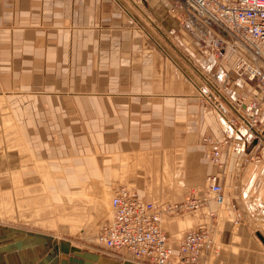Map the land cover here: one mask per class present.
Returning <instances> with one entry per match:
<instances>
[{
  "label": "crops",
  "instance_id": "obj_1",
  "mask_svg": "<svg viewBox=\"0 0 264 264\" xmlns=\"http://www.w3.org/2000/svg\"><path fill=\"white\" fill-rule=\"evenodd\" d=\"M134 1L136 2V0ZM145 2L149 6L146 8L147 14L152 16V13L155 12V5H151L146 0ZM154 2L157 4L155 7L160 6L161 9L157 10L160 12L157 16L163 15L161 11L167 8L169 1L155 0ZM149 9L153 12H150ZM135 10L139 11L130 0H0V98L8 100L13 94L27 93L25 90H13L16 86L20 88L26 85L23 81L25 77L33 79L56 78L58 76L57 63L62 62L65 63L64 77H88L90 70L94 71L95 68L97 77L114 79V84H108V86L102 84V88L99 85L95 91L81 88L73 93L84 96L97 94L110 99L112 109L119 111L120 117L114 112L112 128L109 129V132L102 134L97 132L96 138H92V140L119 143V147L125 151L124 154H128V158H132V161L134 160L132 149H134L135 141H139V144L142 140L160 141L163 144L162 149L165 148L164 143L166 142H169V148L173 146L182 150H187L191 145H194L190 154L200 158L203 151L199 141L203 132H208L212 138L219 140L224 137L226 130L231 133L232 137L245 138V152L257 154L260 160L258 163L249 164L242 172L237 170L238 153L241 152L226 153L223 151L222 160L226 165L225 173L228 165L230 172L228 175L224 173L222 182V184L224 183L223 192L227 191L224 205H218L212 201L213 206L217 207V211L214 213L211 211L210 214H208L209 210L203 211V221L199 223L193 221L195 224L190 226L185 224V227L182 226L183 223L181 224L180 220H175L174 228L170 223V220L176 215L177 218L183 216L181 211L162 212V228L169 242L176 247L189 229L205 227L206 222L212 219L211 226L213 227L211 229L213 228V240L216 247L215 257L221 254L220 259L216 258L217 264H264V249L252 235V233H256V235L259 233L256 232L255 225L261 224L262 234H260L264 237V112L261 115L258 128L261 134L257 135L256 143L253 135L245 131L244 125L246 126V124L229 123L223 117V115L229 119L236 117L234 108L226 103L225 106L223 102H218L215 106V102L211 101L210 104L219 115L215 125L213 123L207 125L200 109L197 113L180 119L178 124L173 120L171 123L172 133L167 131L171 135H168L163 128L157 135L158 138L153 135L146 139L135 138L134 110H140L142 103H154L155 99L159 98L162 110L166 107L169 110L186 111V109H193L196 106V103L190 102L193 97H196L193 94L197 92L202 95L201 92L207 90L204 89L203 82L196 75L188 72L185 65L187 62L179 61L181 56L178 53L177 55L180 57L176 59L161 40L156 37L144 38L142 36L137 25L139 20ZM139 16L147 19L141 11H139ZM155 16L153 13L154 18ZM167 17H169L168 11ZM148 18L152 22L151 18ZM164 19L165 16H162L157 22L166 31L170 30L169 27L178 32L180 30L178 27L182 28L180 22L173 21L176 18H171L172 22L164 21ZM175 26H177L176 29ZM134 31L138 32L140 37H134L132 33ZM173 38L185 50L188 59L193 61V65L217 80V83L222 86L220 88L227 89V83L234 84L232 89H227L226 94H232L235 87L240 88L239 80L234 77L233 73L230 74L226 70L222 63L224 60L219 61L212 57H206L205 63H202L201 59L187 50L184 38L180 33ZM168 44L170 43L168 42ZM173 50L175 49L173 48ZM235 58L234 54L233 62ZM233 62L232 64H234ZM232 64L231 68H233ZM220 68L224 71L221 76L218 74ZM121 76L128 78V84L124 81L120 83L118 81L117 84V78ZM202 80L204 81V79ZM245 80L248 84L253 83L250 86V92H248L250 93L248 99L242 95L233 96L234 99H232L227 95L229 101L223 93L226 99L236 107H238L239 101L246 102L259 96L258 86L246 78ZM241 88L245 92L248 91L244 86ZM56 91L57 89L49 92L51 94ZM233 94L236 95L235 92ZM217 96L219 95L217 94ZM138 103L139 105H137ZM7 104L8 101L0 104V164L1 169H13L12 174L16 170V175L19 176L23 172L25 174L30 169H34V158L31 151L24 149L26 143H24L23 124L18 120L15 121L14 118L3 115L2 109L8 107ZM219 104L223 105L224 110ZM38 109L41 110L42 106L40 105ZM164 118H162V124H166ZM97 123L98 126L104 124L101 121ZM137 124L141 125V121ZM134 139L136 140L134 141ZM171 142H176L178 145L170 144ZM108 147L114 149L112 146ZM177 151L180 154L179 150ZM163 156L162 153V159ZM184 156H180L181 161L176 165L177 169H184L186 166ZM205 160L209 162L206 157ZM81 162L88 164L86 169H93L90 159L81 160ZM117 165V162H113V167L108 169H118ZM127 168L141 169L138 165L134 167V164H129ZM195 168L200 169L199 167ZM33 182L35 184V181ZM119 185H115L113 188ZM135 191L140 198H143L136 189ZM200 192H203V189H196L188 193L186 197L193 195L192 193L197 195ZM232 205H236L235 209ZM204 208L207 209L208 206H203L202 209ZM19 227L0 223V264H78L73 262L76 261L77 254L81 252L74 251L70 241L49 232ZM258 247H261L258 250L260 254L257 252ZM240 252L242 260L239 256ZM84 253L87 256L90 254V256L81 259L80 264H120L102 257L97 252L86 251Z\"/></svg>",
  "mask_w": 264,
  "mask_h": 264
},
{
  "label": "rangeland",
  "instance_id": "obj_2",
  "mask_svg": "<svg viewBox=\"0 0 264 264\" xmlns=\"http://www.w3.org/2000/svg\"><path fill=\"white\" fill-rule=\"evenodd\" d=\"M136 4L158 25L168 40L147 19L140 17L139 11L135 10L139 20L136 23L142 36L144 38L156 37L161 40L176 59H179L180 56L177 55V52L173 50L168 42L188 58L185 50L173 38L179 33L184 38L187 50L201 59L202 63H205L206 57L213 58L210 50L211 38L222 37L225 43L228 40L226 34L214 24L196 25L177 5H175L176 9L173 12H168V16L180 20L178 23L180 22L182 28H180L179 32L175 30L171 34L157 22L158 17L167 16V9H165L166 11H161L163 15L157 16L160 13L158 11L161 10L160 6L155 7L157 4L151 2V5H155V12L149 10L156 15L154 18L153 13L152 16L149 13L147 14L146 8H149V6L145 0H136ZM168 10L170 9L168 8ZM169 29L172 28L169 27ZM208 31H210V34H208ZM132 33L134 37H140L138 32L134 31ZM225 43L224 58L218 60H224L222 63H224L226 70L230 74L233 73L234 77L239 80L240 88L244 86L248 91L245 92L242 88L235 87V90L231 92L232 94H226L227 89H232L234 84L231 83L230 85V83H227V89H222L217 80H214L202 70L201 73L218 91H222V95L224 93L226 97L228 95L232 99H234L233 96L242 95V97L248 99L247 97L250 96L248 92H250V86L253 83H246L244 76H240L233 71L231 64L236 52L230 47L229 43ZM206 49H209L211 54H207L208 52L204 53L203 50ZM181 60L182 63L185 62L180 57L179 61ZM190 61L193 63L192 60ZM64 65L65 63L62 62L57 63L58 76L56 78L33 79L25 77L23 81L27 86H21L20 88L16 86L13 89L14 91L25 90L27 93L13 94L8 100L0 98V104L8 101V107H3L4 109H2L3 115L14 118L15 121L18 120L23 124L25 131L24 143L28 147L24 145V149L31 151L34 158V169H30L25 174L23 172L19 176L16 175V170L12 174L11 171L13 169H1L0 164V223L5 225L8 223L12 226L17 225L23 229L45 231L65 238L70 241L74 251L81 252L77 254L78 256L75 257L76 261L73 263L80 264L81 259L89 257L90 254L87 256L84 253L88 251L97 252L102 257L109 258L120 264H148L143 261L128 259L124 255H113L107 249L98 245L95 240L99 228L110 216L109 198L113 186L121 184L134 187L144 199L161 204L160 206L163 207L167 204L183 201L188 193L196 189L206 190L205 181L209 175H218L219 182L222 184L224 175H228L230 172L228 171L227 174L225 170L223 172V169H219L218 166L216 167L210 161L207 162L205 160L204 154H206L205 151L208 148L204 147L205 145L208 146L205 139L206 137H212L208 132H203L199 141L203 151L200 158L190 154L194 145H191L187 150H182L173 146L169 148V142H166L164 143L165 148L162 149L163 144L160 141L142 140L141 144H139V141L134 139V149H132L134 151V163L132 158H128V154H124L125 151L119 147V143L92 140V138H96L97 132L101 134L108 133L109 129L112 128L114 112L117 113V116H119L120 112L112 109V102H109L110 99L107 97L104 98L97 94L84 96L73 92L81 88L95 91L99 85L102 88V84L105 86L114 84V79L97 77L95 68L94 71L90 70L88 77H64ZM185 65L188 72L196 75L203 82L206 89L215 95V103L209 97L207 99L204 95L197 92L193 94L196 97H193L191 101L189 100L191 103H196V106L193 109H186V111L181 109L169 110L166 107L162 110L159 98H156L154 103H142L140 110H134L135 138L146 139L151 135L158 138L157 135L160 134L163 128H165L168 135H171L170 133H172L171 130L173 129L171 123L173 120L178 124L180 119L197 113L200 109L204 121H207V125L211 123L215 125L217 123L219 115H217L210 101L216 106L218 102L225 104L224 100L217 96V93L189 67L188 63ZM223 72L221 68L218 69L219 76ZM34 81L36 84L33 83ZM118 81L119 83L123 81L127 83L128 78L121 76L117 78V84ZM56 89V93L50 94L49 91ZM234 92L236 95L233 94ZM256 102L260 104L262 99L257 98ZM40 105L42 106L41 110L38 109ZM167 105L169 104L167 103ZM262 109H264V104ZM163 117H165L166 124H162ZM98 121L104 122V124L102 123L103 125L98 126ZM121 121L123 120L121 119ZM140 121L141 125H138L137 122ZM237 121L238 119L235 120L234 124L240 123L244 125V123ZM189 122L192 121L189 120ZM259 127L260 122L257 123L255 128L258 129ZM244 128L249 133L245 125ZM258 133L259 135L261 134L260 131ZM81 136L83 137L81 138ZM170 144L178 145L176 142H171ZM108 146H112L114 149ZM177 150H179L180 154ZM162 153L164 154L163 159L161 157ZM238 154V171L243 172L249 164L258 163L260 160V157L255 153ZM168 155L170 157H167ZM180 156H184V164L186 165L184 169L176 168V165L181 161ZM165 157L166 160L164 161ZM86 159L91 160L93 169H86L88 164L81 162V160L84 161ZM113 162H117L118 169H108L113 167ZM129 164H134V167L138 165L141 169H128L127 166ZM33 181H35V184ZM201 193L203 192L197 194L200 195ZM213 205L214 203L209 200L203 205L208 206L207 209H205L206 207L202 209L203 206H201V208H198L201 210L181 211L183 216L177 218L178 216L176 215V217L170 218L172 228L175 227V220H180L181 224L183 223V227H185V224L187 226L195 224L193 221L196 223L203 221V211L209 210L208 214H210L211 211L214 213L218 210ZM232 206L235 209L236 205ZM212 222V219H209L206 222V226L208 228L213 227L211 226ZM260 225L256 224L255 230L262 234ZM252 235L264 249L256 233H252ZM176 237L178 238L179 235ZM261 247L257 248L258 253ZM215 256H212L209 264H217L216 258L220 259L221 254L218 257ZM239 256L242 260L241 252Z\"/></svg>",
  "mask_w": 264,
  "mask_h": 264
},
{
  "label": "built area",
  "instance_id": "obj_3",
  "mask_svg": "<svg viewBox=\"0 0 264 264\" xmlns=\"http://www.w3.org/2000/svg\"><path fill=\"white\" fill-rule=\"evenodd\" d=\"M168 1L174 9L177 5L183 10L196 25L204 26L209 22L228 37L226 43L235 50L237 56L233 71L258 86L257 98H261L262 102L257 104V98L239 101L237 109L242 117L229 119L222 115L229 123H234L236 119L244 124L249 122L250 126L246 124L248 131L257 139L259 130L255 127L260 122L264 104V0ZM168 32L172 34L175 30L170 29ZM211 39L213 58H224V38L216 36ZM210 50L203 52L209 54ZM241 103L245 104L244 109L241 108ZM205 140L208 144L205 157L219 169H223V172L226 167L222 160L223 151L247 154L244 149L246 139L232 137L228 130L220 140L212 137H206ZM205 185L202 197L193 193L181 202L163 207L140 198L134 188L123 185L114 187L109 198L110 216L96 234L97 244L113 255H124L128 259L148 264H209L216 254L212 229L204 226L189 229L175 247L162 228L161 216L162 212L198 209L209 201V191L214 192L213 199L220 204L224 192L218 175H209Z\"/></svg>",
  "mask_w": 264,
  "mask_h": 264
},
{
  "label": "water",
  "instance_id": "obj_4",
  "mask_svg": "<svg viewBox=\"0 0 264 264\" xmlns=\"http://www.w3.org/2000/svg\"><path fill=\"white\" fill-rule=\"evenodd\" d=\"M140 11H141V13L150 21V19L148 18V16L145 14V12L136 4V2L134 1V0H130ZM182 1H184V0H182ZM167 8H171V5L168 3L167 4ZM166 8V9H167ZM166 11V10H165ZM166 13V12H165ZM165 15V14H164ZM158 19H160V17H158ZM164 21H168V22H172V20L169 18V17H167L166 15H165V19H164ZM164 21H162V23L163 24H165V22ZM173 21H175V23H178V21H176V20H173ZM150 23L161 33V35L162 36H164L165 38H166V36H165V34L157 27V25L155 24V23H152L151 21H150ZM208 24H210L211 25V23H209L208 22ZM167 39V38H166ZM168 40V39H167ZM171 44V43H170ZM172 45V44H171ZM173 46V48L177 51V53L193 68V70L202 78V79H204L205 81H206V83L208 84V85H210V87L211 88H213L214 89V91L226 102V103H228L229 104V102L226 100V98L218 91V89L212 84V83H210L208 80H206V78H205V76L204 75H202V73H201V71L197 68V67H195L194 65H193V63L187 58V57H185L174 45H172ZM241 108L242 109H244L245 108V104L244 103H241ZM237 115L239 116V117H242L241 116V114H239V113H237ZM253 132H255L254 131V129H253ZM256 133V132H255ZM258 140L255 138V140H254V142L256 143ZM226 193L224 192V200H225V198H226ZM257 236H258V238L263 242V244H264V237L260 234V233H257Z\"/></svg>",
  "mask_w": 264,
  "mask_h": 264
},
{
  "label": "bare ground",
  "instance_id": "obj_5",
  "mask_svg": "<svg viewBox=\"0 0 264 264\" xmlns=\"http://www.w3.org/2000/svg\"><path fill=\"white\" fill-rule=\"evenodd\" d=\"M146 1H149L150 3L151 2H154L155 0H146ZM164 1V0H163ZM170 5H171V7H172V4L171 3H169ZM153 5V4H152ZM170 9V8H169ZM176 9V8H175ZM164 10V9H163ZM140 11V10H139ZM167 11L168 12H173L174 11V6L172 7V9H170V10H168V8H167ZM165 12V11H164ZM170 18V17H169ZM171 19V18H170ZM149 21V20H148ZM150 22V21H149ZM152 23H154L153 21H152ZM179 26V25H178ZM176 27L177 26H175L174 28L176 29ZM179 29H180V27H178ZM245 78V77H244ZM206 80H208L207 78H206ZM205 81V80H204ZM209 81V80H208ZM210 82V81H209ZM205 83H206V81H205ZM211 83V82H210ZM209 87H210V85H209ZM206 87H204V89H205ZM212 90L214 91V89L212 88ZM215 92V91H214ZM202 95H204L207 99H208V97L210 98V99H215V95L214 94H212V92H209V91H207V90H203L202 92ZM221 98V97H220ZM227 100V99H226ZM228 101V100H227ZM239 101V100H238ZM215 102V101H214ZM229 102V101H228ZM245 102V101H244ZM226 103V102H225ZM227 105H229V106H231L232 108H234V110H235V113L237 114V113H239V114H241L240 113V111L237 109V107L236 106H234V105H232L230 102H229V104L228 103H226ZM222 108H223V105L222 104H219ZM223 110H224V108H223ZM264 112V109H262V111H261V114H260V118H261V115H262V113ZM238 116V115H237ZM259 122V121H258ZM246 124L248 125V126H250V124H249V122H246ZM246 125V126H247ZM259 133L257 132V135H258ZM257 140H258V138H257ZM228 171H229V165H228V169H227V174H228ZM222 190L224 191V188H223V184H222ZM222 191V192H223ZM209 193H210V198H209V200L210 201H214L216 204H218L214 199H213V196H214V192L213 191H209ZM204 195V192L203 193H201L200 195L199 194H197V196L198 197H202ZM224 198H223V201L220 203V204H218V205H224ZM212 236H213V231H212ZM214 241V240H213ZM262 242V241H261ZM263 243V242H262ZM264 245V244H263Z\"/></svg>",
  "mask_w": 264,
  "mask_h": 264
}]
</instances>
